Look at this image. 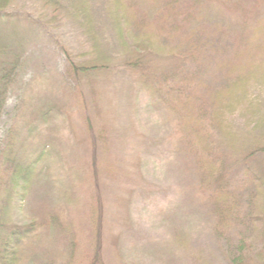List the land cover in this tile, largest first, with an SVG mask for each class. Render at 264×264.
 <instances>
[{"label": "trees", "instance_id": "obj_1", "mask_svg": "<svg viewBox=\"0 0 264 264\" xmlns=\"http://www.w3.org/2000/svg\"><path fill=\"white\" fill-rule=\"evenodd\" d=\"M41 4L33 14L15 0H0V26L27 21L49 31L73 21L84 37L80 51L54 37L67 61L63 82L72 98L87 99V88L100 116L107 85H137L151 106L170 116L179 147L184 144L194 157L217 235L240 225L254 235L253 242L260 241L264 254V0ZM18 52L10 44L0 47V109L21 62ZM16 127L0 155V264H25L43 229L39 218L27 224L4 219L12 194L20 201L28 197L45 157L43 150L22 158L28 144L19 143ZM61 223L60 217L52 219L62 233L72 227ZM111 240L119 249V235Z\"/></svg>", "mask_w": 264, "mask_h": 264}, {"label": "rangeland", "instance_id": "obj_2", "mask_svg": "<svg viewBox=\"0 0 264 264\" xmlns=\"http://www.w3.org/2000/svg\"><path fill=\"white\" fill-rule=\"evenodd\" d=\"M16 5L33 14L42 6ZM31 24L0 26V47L10 44L21 56L0 109V155L16 123L19 143L28 144L22 158L45 151L28 197L12 194L5 211L10 224L44 222L25 264H264L260 241L245 228L217 235L201 197V173L179 147L170 116L132 82L107 85L97 115L87 88V99H74L63 82L67 61L54 37L80 51L84 37L76 24L49 31ZM54 217L71 229L62 233Z\"/></svg>", "mask_w": 264, "mask_h": 264}]
</instances>
